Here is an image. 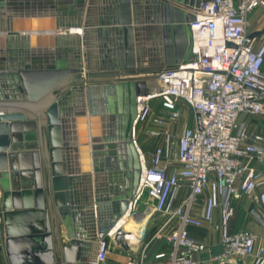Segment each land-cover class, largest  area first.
<instances>
[{
  "label": "water",
  "instance_id": "water-1",
  "mask_svg": "<svg viewBox=\"0 0 264 264\" xmlns=\"http://www.w3.org/2000/svg\"><path fill=\"white\" fill-rule=\"evenodd\" d=\"M207 1L0 0V191L10 264H94L110 233L120 243L133 238L116 227L139 186L138 97L151 75L195 60L190 24ZM77 27L81 38L60 33Z\"/></svg>",
  "mask_w": 264,
  "mask_h": 264
},
{
  "label": "built area",
  "instance_id": "built-area-1",
  "mask_svg": "<svg viewBox=\"0 0 264 264\" xmlns=\"http://www.w3.org/2000/svg\"><path fill=\"white\" fill-rule=\"evenodd\" d=\"M258 8L264 9V0L203 3L190 24L195 60L151 75L148 94L138 97L133 141L141 174L123 219L139 224L140 241L148 221L163 216L166 221L154 237L166 238L170 249L153 261L121 264H199L196 256L207 246L190 236V227L222 233L223 251L212 254L217 264H264V243L257 247L254 232L229 230L234 202L244 198L255 203L250 214L264 229V133H250L242 120L264 119V41L251 38L248 30L249 16ZM184 106L195 119L179 133L176 123ZM139 128L155 141L149 157L138 144ZM185 190L188 194L175 204ZM206 192L202 212L195 214ZM219 209L221 221L216 223ZM2 229L0 219V233ZM114 240L110 233L100 241L94 264H109Z\"/></svg>",
  "mask_w": 264,
  "mask_h": 264
},
{
  "label": "crops",
  "instance_id": "crops-1",
  "mask_svg": "<svg viewBox=\"0 0 264 264\" xmlns=\"http://www.w3.org/2000/svg\"><path fill=\"white\" fill-rule=\"evenodd\" d=\"M96 17L99 19L101 15L96 11ZM83 28V27H82ZM80 27L77 28H68L60 31L61 34L67 36L68 38L76 37L81 38V34L77 32ZM248 30L251 34H258L257 38L259 41H264V9L258 8L254 10L249 16V27ZM97 36L94 37V41H97ZM56 48V45H55ZM64 48V47H63ZM65 48L69 50L72 48V44L67 42ZM93 71H100L102 67L101 55L96 51L93 60ZM53 102V101H52ZM243 122L246 123L248 131L252 134L255 133H264V119L258 117H247L242 118ZM88 128V127H87ZM89 131V130H88ZM188 194L186 190L179 194L175 204L180 203V201ZM208 193L202 196L199 200L197 210L195 214H200L202 212L204 202ZM230 199L229 196L225 197L224 200ZM173 205V204H172ZM236 212L235 216L229 224V230L231 233H235L244 229H248L254 232L258 236L257 247H261L264 243V229L262 224L252 217L250 214V209L255 206V203L250 199H242L234 202ZM0 219L3 223V229L0 233V264H10L8 256L6 254V232H5V223L2 210V195L0 191ZM127 218H124L119 225H117L116 230L121 228L126 222ZM166 219L163 216L156 215L152 217L146 225V237L138 241L136 239H131L128 241H123L120 243L117 240L113 241L111 252L109 254L108 262L109 264H121L122 262L127 261L128 259H142L145 261H153L155 256L161 252H166L170 249V245L166 238H155L154 234L162 227ZM221 221V211L220 209L215 213V222L220 223ZM140 226L138 224L137 232L141 235ZM190 236L200 242H203L207 246V250L203 253H200L196 256L199 264H217L212 259V254H220L223 251L222 247V233L216 231L212 228H189ZM64 243H69L67 234L64 232ZM42 239L40 238V241ZM29 247V240H25L21 245V249ZM97 254V253H96ZM96 254L95 257H96ZM52 264H56L53 262Z\"/></svg>",
  "mask_w": 264,
  "mask_h": 264
},
{
  "label": "rangeland",
  "instance_id": "rangeland-1",
  "mask_svg": "<svg viewBox=\"0 0 264 264\" xmlns=\"http://www.w3.org/2000/svg\"><path fill=\"white\" fill-rule=\"evenodd\" d=\"M193 115L194 112L192 109L188 106H184L183 117L178 123H176V128L179 133L182 132L186 122L190 121L191 123H194L195 118ZM137 141L141 149L149 157L155 141L143 132V128H139L137 131Z\"/></svg>",
  "mask_w": 264,
  "mask_h": 264
},
{
  "label": "bare ground",
  "instance_id": "bare-ground-1",
  "mask_svg": "<svg viewBox=\"0 0 264 264\" xmlns=\"http://www.w3.org/2000/svg\"><path fill=\"white\" fill-rule=\"evenodd\" d=\"M77 32H79V33L82 32V29H78ZM137 227H138V224L134 223L132 220H128L123 226H121V228H126L127 230H131L132 231V233H133V238L132 239H136V237L139 236V233L137 232Z\"/></svg>",
  "mask_w": 264,
  "mask_h": 264
}]
</instances>
